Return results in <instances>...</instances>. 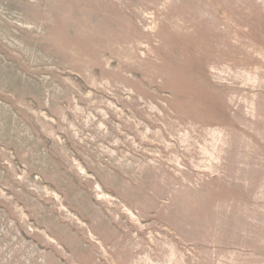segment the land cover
Listing matches in <instances>:
<instances>
[{"label": "rangeland", "instance_id": "rangeland-1", "mask_svg": "<svg viewBox=\"0 0 264 264\" xmlns=\"http://www.w3.org/2000/svg\"><path fill=\"white\" fill-rule=\"evenodd\" d=\"M0 264H264V0H0Z\"/></svg>", "mask_w": 264, "mask_h": 264}]
</instances>
